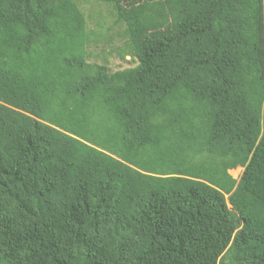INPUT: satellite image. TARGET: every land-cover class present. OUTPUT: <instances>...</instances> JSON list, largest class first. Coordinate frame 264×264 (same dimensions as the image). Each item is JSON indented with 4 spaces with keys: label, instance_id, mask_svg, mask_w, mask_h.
I'll use <instances>...</instances> for the list:
<instances>
[{
    "label": "trees",
    "instance_id": "16d2710c",
    "mask_svg": "<svg viewBox=\"0 0 264 264\" xmlns=\"http://www.w3.org/2000/svg\"><path fill=\"white\" fill-rule=\"evenodd\" d=\"M79 1L0 0V264H264V0Z\"/></svg>",
    "mask_w": 264,
    "mask_h": 264
},
{
    "label": "rangeland",
    "instance_id": "374dc122",
    "mask_svg": "<svg viewBox=\"0 0 264 264\" xmlns=\"http://www.w3.org/2000/svg\"><path fill=\"white\" fill-rule=\"evenodd\" d=\"M79 4L95 41L88 46V61L107 64L111 72L135 66L137 58L123 49L127 41L118 37L124 27L114 24L112 8L103 0H80ZM109 36L112 37L110 41L106 39ZM243 170L239 167L229 173L239 180Z\"/></svg>",
    "mask_w": 264,
    "mask_h": 264
}]
</instances>
